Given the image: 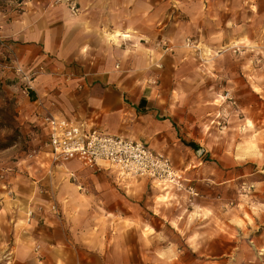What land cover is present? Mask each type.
Returning <instances> with one entry per match:
<instances>
[{
  "label": "crops",
  "instance_id": "1",
  "mask_svg": "<svg viewBox=\"0 0 264 264\" xmlns=\"http://www.w3.org/2000/svg\"><path fill=\"white\" fill-rule=\"evenodd\" d=\"M105 1L76 0L77 15L35 3L19 14L0 13V56L12 52L28 74L43 71L20 104L43 98L49 109L52 100L58 116L147 146L169 158L199 197L188 205L147 179L119 183L75 160L54 163L38 122L41 170L24 173L17 161L1 173L0 264H247L254 248L231 225L249 214L246 198L264 211V156L241 147L264 124V41L257 36L264 0H207L185 28L171 16L157 27L135 0ZM150 1L143 0L148 15ZM135 16L144 17L138 27ZM106 24L111 40L102 33ZM186 37L212 52L205 69L201 53L184 58ZM185 59L191 68L184 73ZM58 73L71 74L69 81ZM1 77L24 84L4 67ZM51 202L63 218L36 215L27 224L30 208ZM260 217L264 224V212Z\"/></svg>",
  "mask_w": 264,
  "mask_h": 264
},
{
  "label": "rangeland",
  "instance_id": "2",
  "mask_svg": "<svg viewBox=\"0 0 264 264\" xmlns=\"http://www.w3.org/2000/svg\"><path fill=\"white\" fill-rule=\"evenodd\" d=\"M42 1L44 3H42ZM104 2L106 3L105 0ZM31 3H35L45 9H55L57 7H61L66 10V7L55 4V0H48L47 2L46 0H0V13L3 14L10 11L12 14H19L22 11L24 12L28 5ZM135 4L140 9V12H144V16L151 17V19L153 20L152 22L156 24V26H162L168 20V17L171 16V20L174 22V24H176V22L174 21L176 17L177 21H181L183 23L182 28H185L192 27L188 24V22L191 21L192 16L196 18L199 15V7L201 8V13L206 11L207 0H166L163 3L162 0H151L150 6L151 8H153L151 9V15H148L145 11L142 10L144 9L143 0H135ZM143 19L144 17L142 16H135L134 23L136 27L144 22ZM201 20L204 22V24H206L205 19L201 18ZM260 23L262 22L260 21ZM112 29L113 26L111 25L106 24L105 26H103L102 33L105 35L107 40H111L109 35L112 33ZM257 36L259 37V39L260 37L262 38L261 41H264V29L260 30ZM135 41V43L137 44L138 40L135 39ZM146 42L148 46V44L150 43L149 39H147ZM193 42L194 39L191 37H186L184 39L183 46L187 50V52L184 54V58H189L190 55L188 54L190 53V51H192V53L194 54L196 52H198L199 54L201 53L204 60L202 62V68L205 69L207 67V61L209 60V58L211 59V56H213L212 52L208 51L205 46L200 45L199 47ZM3 45L4 42L0 43V47L3 48ZM262 56H264V52H262ZM0 57V67L6 68L9 73L13 75L15 74V76H17L14 70V66L17 65V59L14 54L12 52H9L8 56ZM185 62H187V65L182 69V71L184 73L190 72L191 63L189 62L191 61H187L185 59ZM2 63L5 65H1ZM152 65L154 68L158 69L156 63L152 62ZM42 73V69L31 73L32 79L34 80L38 75H41ZM53 76L61 77L65 82H68L71 74L65 75L58 73L54 74ZM148 83L153 84V82ZM183 83L185 86L190 85L189 81H184ZM184 90H187L186 87H184ZM30 97V91L26 95L24 93V84L21 85L18 80L12 78H0V173L8 169L10 163H16L17 161L20 162V168H22L24 173H26L27 170H31L32 167L34 169L41 170L37 162L38 158L44 152L45 137L40 128L37 127V123L39 122L40 117L47 111L56 114L54 111L55 104L54 101L50 100V108L47 109L48 107H46L44 103L42 104L43 98H40L41 100H37L39 102H37V104L32 107L28 105L22 106L20 104V101L23 98L27 99ZM223 99H225L227 102H230L232 107H235L234 99L229 98V96L226 97V94L223 96ZM188 100L192 101L191 98H189ZM262 103H264V100H262ZM19 109H22L23 112L20 113ZM262 109H264V106H262ZM221 125L222 124H220V131L223 132ZM249 135H251V132L242 133V137H249ZM245 141L246 143H244L241 147L248 156H251L254 153H260L261 156H264V124L261 125L259 131L255 136H253L252 139L249 140L247 138L246 140H244V142ZM14 146L16 147L14 148ZM10 149L11 151L9 153L8 150ZM31 155H34L35 159H29V156ZM52 169L56 170L57 168L56 166H53ZM52 171L54 172V170H51L50 175L53 177L54 173ZM123 190L126 191L125 187L123 188ZM247 194L249 195V193ZM246 200L250 204V208H248L249 214L247 213L244 215V221L237 220L235 223H232L231 233L237 234L240 232L244 234V238L248 247L251 249L254 248V251L252 250L251 252V250L248 249L246 252L245 262L247 264H251L250 262L254 261V259L256 261V264H264V249L257 250L254 247L255 244L257 245V247H264V224L260 223V214L264 211H261L262 204H258L250 198H246ZM251 217L254 218L255 221L252 220ZM252 236L255 237V240L253 242L250 239Z\"/></svg>",
  "mask_w": 264,
  "mask_h": 264
},
{
  "label": "built area",
  "instance_id": "3",
  "mask_svg": "<svg viewBox=\"0 0 264 264\" xmlns=\"http://www.w3.org/2000/svg\"><path fill=\"white\" fill-rule=\"evenodd\" d=\"M55 4L66 7L73 15L79 13L76 0H55ZM14 70L24 82V93L27 95L33 80L32 74L26 73L19 65H15ZM39 122L47 131V147L54 163L75 160L84 168L111 172L121 183L147 179L156 190L172 191L188 205H192L199 197L194 185L184 178L169 158L141 143L106 134L89 127L85 122L68 120L48 111L40 117ZM29 159H35V156L31 155ZM3 178L0 173V181ZM7 195L10 196L11 192L8 191ZM1 203L2 198L0 205ZM44 214L57 219L63 216L60 206L51 202L30 208L26 214L27 224L31 223L36 215L42 217ZM35 250L38 251L39 247Z\"/></svg>",
  "mask_w": 264,
  "mask_h": 264
},
{
  "label": "bare ground",
  "instance_id": "4",
  "mask_svg": "<svg viewBox=\"0 0 264 264\" xmlns=\"http://www.w3.org/2000/svg\"><path fill=\"white\" fill-rule=\"evenodd\" d=\"M118 36H120V35H115L114 37H118Z\"/></svg>",
  "mask_w": 264,
  "mask_h": 264
}]
</instances>
